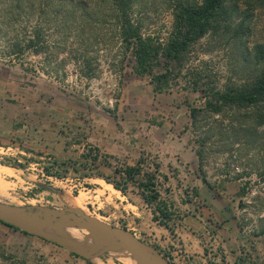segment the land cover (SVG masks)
<instances>
[{
  "label": "rangeland",
  "instance_id": "rangeland-1",
  "mask_svg": "<svg viewBox=\"0 0 264 264\" xmlns=\"http://www.w3.org/2000/svg\"><path fill=\"white\" fill-rule=\"evenodd\" d=\"M73 1L0 0V80L13 86L0 98V112L13 115L10 125L0 121V202L78 210L132 232L170 264H264V125L252 109L205 110L204 95L184 84L187 70L218 87L250 82L263 64L254 47L264 45V0H238L230 31L193 45L185 70L160 93L119 52L110 1ZM191 1L133 0L130 14L145 36L163 41L174 9ZM24 32L40 33L45 52L8 56ZM84 51L91 79L79 71ZM137 165L140 176L124 184V170ZM155 165L170 231L152 220L154 205L138 188ZM67 228L76 242L87 237ZM185 234L201 241V260H192L199 254ZM106 250L82 260L40 237L0 230V264H129Z\"/></svg>",
  "mask_w": 264,
  "mask_h": 264
},
{
  "label": "trees",
  "instance_id": "trees-1",
  "mask_svg": "<svg viewBox=\"0 0 264 264\" xmlns=\"http://www.w3.org/2000/svg\"><path fill=\"white\" fill-rule=\"evenodd\" d=\"M109 1V7L113 9L109 19L114 26L113 36L119 42V52L123 55H131L133 73L138 77H149L154 92L158 93L168 89L171 81L178 80L180 74L185 70V57L193 45L209 34L230 31L229 24L237 11L238 2V0H192L188 3H179L173 11L169 33L163 41H159L158 38L145 36L139 24L131 18L130 11L133 0ZM73 2V0H67V4ZM17 6L21 8L19 3ZM67 29L69 30L70 27ZM24 33L23 37H15V41L10 45L8 56H21L25 52L33 54L45 52L40 33H35L33 38L29 37L26 32ZM254 50L256 63L263 64L261 70L249 83L239 87H218L210 82L201 83L197 72L187 70L185 74L188 76L184 84H187L189 91H200L204 95L205 110L217 115L225 108L252 109L256 115V124L263 126L264 45H256ZM81 60L82 65L79 66L81 75L87 79L94 78L93 59L87 57V53L84 51ZM196 114V109L190 110L192 121H195ZM115 172L116 175L121 173L120 171ZM157 172L158 165H155L154 172L143 173L146 181L139 183L138 188L144 202L150 207L154 205L152 220L170 229L171 213L167 211V206L160 200L157 185L154 182ZM122 174L124 177L120 178L124 184L128 181L132 182L136 176H140V166L127 167ZM113 186L123 193V187H119L117 183H113ZM8 227L19 231L17 228ZM71 255L80 258L75 254ZM85 262L92 264L88 261Z\"/></svg>",
  "mask_w": 264,
  "mask_h": 264
},
{
  "label": "water",
  "instance_id": "water-1",
  "mask_svg": "<svg viewBox=\"0 0 264 264\" xmlns=\"http://www.w3.org/2000/svg\"><path fill=\"white\" fill-rule=\"evenodd\" d=\"M0 222L26 234L61 245L82 259L99 257L105 248L127 252L134 264H170L155 247L140 241L132 232L106 224L75 209L34 210L31 207L0 202ZM67 227L85 231L90 239L89 245L85 246L68 238L64 234Z\"/></svg>",
  "mask_w": 264,
  "mask_h": 264
},
{
  "label": "crops",
  "instance_id": "crops-1",
  "mask_svg": "<svg viewBox=\"0 0 264 264\" xmlns=\"http://www.w3.org/2000/svg\"><path fill=\"white\" fill-rule=\"evenodd\" d=\"M2 82V80H0V98H5V97H7L8 96V93H11V91H12V85H8L6 82H4V83H1ZM9 86V87H8ZM10 111H11V109H9ZM9 111V112H10ZM12 118H13V115H11V113H9V114H4V113H2V112H0V121H8V124L10 125L11 124V122H12ZM11 127V126H10ZM16 132V131H15ZM203 224H204V222H203ZM224 226H226V224L224 225ZM162 227H164V229H165V231H170L169 230V228H166L165 226H162ZM0 230H4L5 232H9V231H16V230H14V229H12V228H10V227H8V226H6V225H4L3 223H1L0 222ZM185 237H187V241H189V243H190V246L191 247H193V248H195V253L196 254H199L200 253V251H201V249H202V245H201V241L200 240H198L196 237H192L191 235H187V234H185ZM159 252H160V254L163 256V257H165V259L166 260H168V258H166V257H168V254L167 255H165L162 251H160L158 248H156ZM197 250V251H196ZM201 258H202V255L200 256V254L198 255V256H196V257H192V260L194 261V259H199V260H201ZM169 261V260H168Z\"/></svg>",
  "mask_w": 264,
  "mask_h": 264
},
{
  "label": "bare ground",
  "instance_id": "bare-ground-1",
  "mask_svg": "<svg viewBox=\"0 0 264 264\" xmlns=\"http://www.w3.org/2000/svg\"><path fill=\"white\" fill-rule=\"evenodd\" d=\"M4 198V197H6V194L5 193H3V192H1L0 191V198ZM79 204V203H78ZM81 205V204H80ZM46 232H48V233H51V232H49L48 230H45ZM44 230H43V232H45ZM75 232H73L72 230H70V229H68V228H66L65 230H64V234L66 235V236H71V235H76L77 236V234H74ZM52 234V233H51ZM81 236V235H80ZM79 242L80 243H82L83 245L84 244H86V243H88L89 242V240H88V238L84 235L80 240H79ZM119 253H122V254H125L126 256H127V259H128V263L129 264H134L133 263V260L131 259V257H130V255L127 253V252H125V251H122V250H120V251H118Z\"/></svg>",
  "mask_w": 264,
  "mask_h": 264
}]
</instances>
